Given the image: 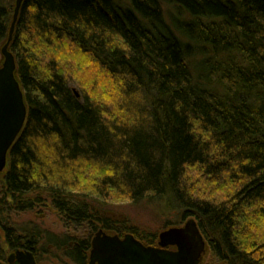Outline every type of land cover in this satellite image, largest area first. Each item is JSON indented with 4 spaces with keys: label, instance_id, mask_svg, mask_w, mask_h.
<instances>
[{
    "label": "trees",
    "instance_id": "obj_1",
    "mask_svg": "<svg viewBox=\"0 0 264 264\" xmlns=\"http://www.w3.org/2000/svg\"><path fill=\"white\" fill-rule=\"evenodd\" d=\"M9 50L27 117L0 215L52 208L81 230L56 245L89 264L98 230L153 244L105 204L155 202L196 221L207 264H264V0H23Z\"/></svg>",
    "mask_w": 264,
    "mask_h": 264
},
{
    "label": "water",
    "instance_id": "obj_2",
    "mask_svg": "<svg viewBox=\"0 0 264 264\" xmlns=\"http://www.w3.org/2000/svg\"><path fill=\"white\" fill-rule=\"evenodd\" d=\"M22 2L15 0L8 40L0 50L3 59L0 66V173L6 168L8 152L27 117L24 95L15 77V58L9 50ZM205 251L206 242L197 223L189 219L183 226L160 232L158 247L147 246L130 233L121 238L98 230L91 240L89 264H200ZM14 260L19 264H37L30 251H15L8 262Z\"/></svg>",
    "mask_w": 264,
    "mask_h": 264
},
{
    "label": "rangeland",
    "instance_id": "obj_3",
    "mask_svg": "<svg viewBox=\"0 0 264 264\" xmlns=\"http://www.w3.org/2000/svg\"><path fill=\"white\" fill-rule=\"evenodd\" d=\"M1 50V44H0ZM2 55L0 53V66L2 64ZM77 90V88L74 86ZM106 216L116 221L119 224H124L135 230L142 238L152 242V245L157 244L158 235L163 230L170 227L172 224L181 222V216L176 210H167L161 204L155 202H142L132 204L127 201L107 203L104 206ZM0 206V211H2ZM5 210V209H4ZM7 223L17 228L20 233L29 231L35 236L36 244L34 254L37 258V264H74L69 257L65 255L63 247H58L60 236L64 235H79L80 228L67 223L58 215L52 208L35 207L31 211L21 212L8 207L7 211H3L0 215V256L2 261L12 253L9 250L2 224ZM185 222L179 226H183ZM125 234H128L127 232ZM123 234V235H125ZM52 237L53 240L49 239ZM91 250V249H90ZM90 254V252H89ZM209 254L206 251L202 257L200 264H207ZM13 264V263H12Z\"/></svg>",
    "mask_w": 264,
    "mask_h": 264
},
{
    "label": "flooded vegetation",
    "instance_id": "obj_4",
    "mask_svg": "<svg viewBox=\"0 0 264 264\" xmlns=\"http://www.w3.org/2000/svg\"><path fill=\"white\" fill-rule=\"evenodd\" d=\"M5 172V170L2 172V173H0V176H2V174ZM122 238V237H121ZM7 244V243H6ZM146 245V244H145ZM7 246H8V248H9V250H11V251H13L12 253H10V255L11 254H13L15 251H17V250H23V251H30V250H25V249H23V248H14V249H11L10 247H9V245L7 244ZM151 246H153V247H158V241H157V244H155V245H151ZM169 249H173V248H170L169 247ZM30 252H32L33 253V255L35 256V259H36V263H37V258H36V255L34 254V250L33 251H30ZM10 255L5 259V261H2V259H4L3 257L1 258V256H0V262H2L3 264H19L16 260H14L13 262H11V263H9L8 262V259H9V257H10Z\"/></svg>",
    "mask_w": 264,
    "mask_h": 264
}]
</instances>
